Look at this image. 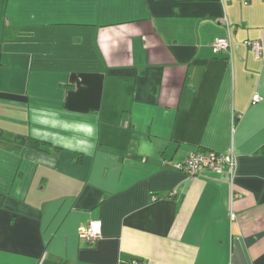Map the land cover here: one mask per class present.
I'll return each instance as SVG.
<instances>
[{
  "label": "crops",
  "instance_id": "crops-1",
  "mask_svg": "<svg viewBox=\"0 0 264 264\" xmlns=\"http://www.w3.org/2000/svg\"><path fill=\"white\" fill-rule=\"evenodd\" d=\"M249 40L264 0H0V264H264ZM197 150L233 151L235 181L171 164Z\"/></svg>",
  "mask_w": 264,
  "mask_h": 264
},
{
  "label": "built area",
  "instance_id": "built-area-1",
  "mask_svg": "<svg viewBox=\"0 0 264 264\" xmlns=\"http://www.w3.org/2000/svg\"><path fill=\"white\" fill-rule=\"evenodd\" d=\"M257 57L264 56L263 44L260 41L249 40L245 42ZM215 52L231 51L232 40L230 36L217 38L212 43ZM261 97L254 96V102L260 101ZM171 164L179 170L184 171L189 177H195L204 172L221 173L228 172L234 182L237 173V156L231 151L230 154L220 153L213 150L209 151H192L183 161L173 162ZM102 235V222L93 220L89 224L82 226L80 229V237L87 243H94ZM128 264H145L141 261H132Z\"/></svg>",
  "mask_w": 264,
  "mask_h": 264
},
{
  "label": "trees",
  "instance_id": "trees-1",
  "mask_svg": "<svg viewBox=\"0 0 264 264\" xmlns=\"http://www.w3.org/2000/svg\"><path fill=\"white\" fill-rule=\"evenodd\" d=\"M16 140L24 146L31 147L39 151H47L46 147L52 146L50 143L46 141L37 138H32L30 136L18 135L16 137Z\"/></svg>",
  "mask_w": 264,
  "mask_h": 264
}]
</instances>
